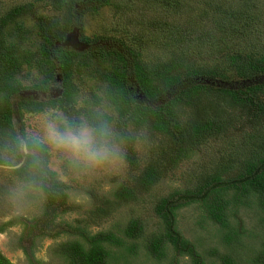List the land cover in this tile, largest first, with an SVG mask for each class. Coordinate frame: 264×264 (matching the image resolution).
<instances>
[{
  "label": "trees",
  "instance_id": "obj_1",
  "mask_svg": "<svg viewBox=\"0 0 264 264\" xmlns=\"http://www.w3.org/2000/svg\"><path fill=\"white\" fill-rule=\"evenodd\" d=\"M48 1L52 3V9L62 11L64 17H37L42 43L36 51L25 50L18 55L15 45L7 43L3 36L5 27L32 10V4L14 5L6 15L0 17V148L6 143L5 137L10 141L18 136L13 123L15 107L20 119H23L25 112L37 113L47 107H56L65 113L72 109L74 114L82 113L85 118H94L99 114L109 123L115 121L127 140V158L135 165L133 138L126 136L125 129L134 126L136 130L160 135L161 140L152 146L155 158L141 170L138 169L134 184L120 185L113 191L114 199L99 201L92 208V214L105 215L110 212L106 207L115 206L118 201L136 200L139 192L149 191L161 179L168 164L174 166L192 157L196 144L243 127L245 136L243 139L236 138V147L226 162L221 166L204 168L193 186L162 197L157 205L164 230L146 244L150 255L161 260L166 255V245L170 244L175 252L189 254L195 264H203L194 243L177 229L175 213L178 207L196 201L201 204L207 219L224 227H230L227 209L233 203L237 204L240 198L256 197L255 202L264 207V48H260L258 53L253 52L249 44L261 31L257 24L263 23V19L256 20L250 7L233 8L231 16L236 20L237 37L243 45L241 48L227 50L220 44L222 41L231 44L232 38L222 33L223 28L219 24V34L216 31L211 35L217 50L211 60L187 63L185 58L190 49L189 39L181 35L170 44V49L186 45L180 48L178 54L173 51L169 59L147 64L141 58V52L123 36L83 34L82 38L89 39L88 43L91 44L84 52L63 45L66 35L78 19L80 9L83 10L82 14L89 10L97 12L111 0ZM217 10L223 15V21L227 9L217 6ZM184 30L182 24V30H178L177 34ZM195 32L196 29H192L190 34ZM218 58L225 60L226 67H221ZM94 60L106 64L105 68L90 69ZM24 65L40 71L41 76L29 85L17 76ZM84 68H89V75L98 78L101 84L92 89V102L83 100V105L77 109L79 86L76 76ZM59 75L61 80L57 78ZM233 78L237 81L233 82ZM250 79L252 81H248ZM217 80L228 85L218 86ZM54 85H61L63 89L59 97L51 94ZM26 88L43 91L46 97L22 96L20 92ZM103 102L108 103L111 112L96 110ZM21 128V136H27L25 128ZM48 157V154L40 156V170L35 174L24 165L17 168L15 173L37 179L47 195L46 204L50 210L63 208L65 212L71 208L68 205L69 186L57 178L56 172L47 170ZM73 228L77 229L75 234L79 238L60 244L58 250L66 260L61 264H108L113 252L108 245L121 247V257L138 251L136 242L126 245L124 238L113 231L92 234L86 226ZM3 230L4 227L0 226V233ZM232 231L230 229L226 234L227 241L239 242V235H232ZM142 233L140 219L132 218L124 229L125 236L131 239H138ZM221 260L224 264H239L229 254L221 256ZM252 263L264 264V247L257 257L252 258ZM0 264L15 263L0 251Z\"/></svg>",
  "mask_w": 264,
  "mask_h": 264
},
{
  "label": "rangeland",
  "instance_id": "obj_2",
  "mask_svg": "<svg viewBox=\"0 0 264 264\" xmlns=\"http://www.w3.org/2000/svg\"><path fill=\"white\" fill-rule=\"evenodd\" d=\"M19 4H32L33 9L20 16L16 22L9 23L3 33L6 42L15 45L18 55L25 50L36 51L40 47L42 37L39 35L38 16L64 17L62 11L52 9V3L48 0H0V17L6 15L12 6ZM217 6L227 9L223 21ZM245 6L251 8L256 20L263 19V23L257 24L261 31L249 41L250 51L258 53L260 48H264V0H111V3L97 12L89 10L82 14L83 10L80 9L74 25L89 36H123L141 52V58L147 64L167 60L173 51L178 54L180 48L186 45L170 49V44L183 35L189 39L190 49L187 50L186 62L195 64L216 56L217 50L211 35L219 30V24L223 28L222 33L232 38L231 44L226 41L220 43L225 49L236 50L243 46L242 40L237 37L236 20L232 18L231 12L233 8ZM182 24L188 31L177 34L178 30H182ZM192 29H196L194 34H190ZM111 43L114 44L113 41ZM218 60L221 67H226L223 58ZM105 65L94 60L90 69H103ZM88 70L84 68L76 76L79 86L77 109L83 105V100L92 102V89L101 84L98 78L89 75ZM17 76L29 85L41 75L36 67L24 65ZM232 80L237 81L236 78ZM58 86L61 88V85L55 87L58 89ZM48 109L63 111L56 107H47L44 111ZM96 110L101 113L112 111L107 102L101 103ZM44 111L25 112L23 119H20L15 107L13 123L18 132L17 137L21 136V127L25 128L27 135L37 130ZM68 114L85 118L82 113L74 114L72 109ZM110 125L119 151L98 166L77 168L55 155H49L47 170L56 172L57 178L69 186L68 205L71 208L65 212L63 208L50 210L46 204L47 195L37 179L30 175H17V168L7 166L3 149L9 139L5 137L6 143L0 148V226L4 227L0 233V251L10 261L15 264L64 263L66 260L58 248L64 241L79 238L75 234L77 229L73 228L79 225L86 226L92 234L113 231L124 238L126 245L137 243L138 251L135 254L127 253L125 257H121V247L108 245L113 251L108 264H195L189 254L175 252L170 244L166 245V255L161 260L147 251L149 239L164 230L157 205L162 197L193 186L204 168L221 166L226 162L236 147V138L243 139L245 136L243 127L196 144L192 157L174 166L168 164L161 179L149 191L139 192L136 200L118 201L117 205L106 207L110 212L105 215H94L92 208L95 204L107 198L114 199L113 191L120 185L134 184V175L138 174V169L141 170L155 158L153 144L161 140L160 135L136 130L134 126L125 129L126 136L133 138L135 165L127 158L126 137L121 134L115 121L110 122ZM256 200V197H242L237 204L233 203L227 209L230 227L207 219L200 203L194 201L184 204L176 209L177 229L194 243L203 264H224L221 260L224 254L233 256L239 264H253L252 258L257 257L264 247V207H260ZM132 218L140 219L143 226V233L138 239L128 238L124 234ZM230 229L233 230L232 235H239V242L227 241L226 234Z\"/></svg>",
  "mask_w": 264,
  "mask_h": 264
},
{
  "label": "clouds",
  "instance_id": "obj_3",
  "mask_svg": "<svg viewBox=\"0 0 264 264\" xmlns=\"http://www.w3.org/2000/svg\"><path fill=\"white\" fill-rule=\"evenodd\" d=\"M119 151L110 123L101 115L84 118L57 109L41 114L40 126L27 136L13 137L4 147L9 168L18 164L35 174L41 155H55L77 168L102 164Z\"/></svg>",
  "mask_w": 264,
  "mask_h": 264
},
{
  "label": "flooded vegetation",
  "instance_id": "obj_4",
  "mask_svg": "<svg viewBox=\"0 0 264 264\" xmlns=\"http://www.w3.org/2000/svg\"><path fill=\"white\" fill-rule=\"evenodd\" d=\"M72 30L66 35L65 37V40L64 42L66 41L67 43H69V45H65V46H71L73 48H76L79 52H84L86 50H88L90 47H91V44L88 43V40L82 38V35L85 34L83 31L80 30V28L78 27H75L72 26ZM75 32V33H74ZM76 34V37H74L73 39L71 38H68V36L71 34ZM68 38V39H67ZM80 47H83L82 49H79ZM57 88L54 86L51 87V94H55ZM27 91H30L29 93H24V92H27ZM32 92H37V96L35 97L34 95H32L31 93ZM20 94L22 96H25V97H32L34 96V98H37V99H41V97H43V99L46 97V93L43 92V91H37L35 89H24V91H21Z\"/></svg>",
  "mask_w": 264,
  "mask_h": 264
},
{
  "label": "water",
  "instance_id": "obj_5",
  "mask_svg": "<svg viewBox=\"0 0 264 264\" xmlns=\"http://www.w3.org/2000/svg\"><path fill=\"white\" fill-rule=\"evenodd\" d=\"M75 33V32H74ZM70 34L69 36H68V38H71V39H73L74 37H76V34ZM67 38V39H68ZM59 44H61V43H59ZM63 45H69V43H67L66 41L65 42H63ZM83 47H80L79 49H82ZM58 80H61V76L59 75L58 77ZM258 79V78H257ZM257 79H255V80H257ZM248 81H252L251 79L250 80H248ZM206 82H208V83H214V82H212L211 80H206ZM217 84H218V86L219 85H222V86H227L228 85V83H226V82H224V81H222V80H217ZM56 91H58V93H56L55 92V94H52V95H54V97H59L62 93H63V89L62 88H58ZM30 91H27V92H24V93H29ZM32 95H34L35 97L37 96V92H32L31 93ZM19 166H21L20 164H18V166L16 167V168H18Z\"/></svg>",
  "mask_w": 264,
  "mask_h": 264
}]
</instances>
